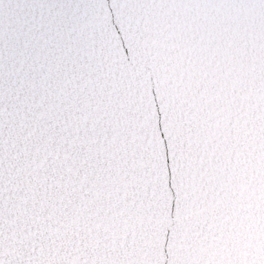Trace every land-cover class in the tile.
<instances>
[{
    "label": "snow or ice",
    "instance_id": "6c2138e0",
    "mask_svg": "<svg viewBox=\"0 0 264 264\" xmlns=\"http://www.w3.org/2000/svg\"><path fill=\"white\" fill-rule=\"evenodd\" d=\"M0 264H264V0H0Z\"/></svg>",
    "mask_w": 264,
    "mask_h": 264
}]
</instances>
